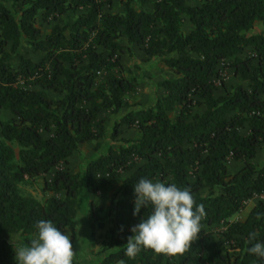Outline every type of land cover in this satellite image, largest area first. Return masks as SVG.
<instances>
[{
  "label": "trees",
  "instance_id": "trees-1",
  "mask_svg": "<svg viewBox=\"0 0 264 264\" xmlns=\"http://www.w3.org/2000/svg\"><path fill=\"white\" fill-rule=\"evenodd\" d=\"M185 1L124 0L123 12L110 14L102 7L109 8L111 0H0V110L11 115L0 122V264H16L15 251L2 236L16 235L30 246L40 220L75 236L79 177L62 166L82 144L100 137L97 114L117 113L123 93L132 89L110 72L119 67L122 47L116 40L121 37L147 58L158 57L175 78L157 84L165 95L153 106L120 119L119 125L138 130L139 139L121 140L124 147L107 149L84 167V192L95 194L119 182L104 210L92 202L87 206L90 230L108 225L101 250L106 253L96 264H264L247 251L255 242L264 243V204L256 201L242 221L229 222L245 201L264 193V163H252L264 146V33H249L256 24L264 27V0H193L198 6ZM145 5L150 12L142 9ZM75 11L82 13L71 24H60L61 15ZM37 16L55 22L43 37ZM183 17L191 26L186 34L180 30ZM21 39L32 53L42 54L40 62L18 54ZM13 57L16 70L10 67ZM225 60L243 85L214 98L210 78ZM44 90L59 98H48ZM174 104L179 110L169 119ZM200 105L203 112L191 114ZM244 124L247 132L241 135ZM230 161L243 166L228 174ZM51 170L41 192L55 197L39 202L21 195L19 184ZM124 172L130 173L120 180ZM140 178L190 188L196 204L203 205L201 224H222L224 232L216 238L201 229L183 254L142 248L129 258L123 245L130 229L151 212L142 208L133 216L134 184ZM204 188L206 196L199 193ZM251 233L257 235L250 242Z\"/></svg>",
  "mask_w": 264,
  "mask_h": 264
},
{
  "label": "crops",
  "instance_id": "crops-1",
  "mask_svg": "<svg viewBox=\"0 0 264 264\" xmlns=\"http://www.w3.org/2000/svg\"><path fill=\"white\" fill-rule=\"evenodd\" d=\"M120 1H124V0H111L109 8L103 6L102 11L110 13V14H121L123 12V7L121 6V4H119ZM185 4L188 6H198L199 5L197 1H193V0H186ZM132 7L135 10L138 9V5L136 3H133ZM142 9L147 12H150L151 6L145 5L142 7ZM81 13L82 11L66 12L63 15H61L59 18L62 19L65 17H69V21L65 19V23L71 24L76 19V17L80 15ZM52 22L53 24L55 23L54 21ZM38 23L44 24L40 16H37L36 18V27L40 30V28L38 27ZM180 30L182 34H186L191 30V26L188 24L186 17H183V22L180 25ZM48 33L49 31L43 35L41 34V36L43 37L44 35H47ZM262 33H264V31ZM116 43L122 47L121 52L117 54L119 67L111 69L110 72L116 77H122L128 80L132 84V89L130 91L123 93L122 95L123 105L118 110L117 113H111L110 111H107V110H101L97 114L94 123L95 124L99 123L100 126L102 127L100 137H98L95 140L85 142L84 144H82L79 147L78 154L70 158L67 161L66 165L62 166L69 173L78 174L79 190H80L78 204H80V202L83 201V208H84L85 201H86L87 206L89 202H92L94 205L98 207L107 206L109 202L110 194L116 189V187L119 184L118 181H113L107 187L97 191L95 194L84 192V194L82 195L81 189L84 191V167L85 165L89 161L99 157L100 155L105 154L107 149L116 150L119 147H124V145L121 144V140L135 141L139 139L140 134L138 130L135 127H125L124 125H119L120 119L129 111L144 110L146 108L153 106L157 98H160L165 95V91L161 87L157 86V84L164 80L175 78V75L161 63L158 57L154 56V57L147 58L139 46H136L134 44H128L125 38L123 37L116 40ZM96 50L98 52H102V49L99 47H97ZM29 53H30L29 55H25L22 57L29 59L33 63H38L41 61L42 59L41 53L39 52L32 53L30 50H29ZM248 55H249V52L247 50L243 54V56H248ZM170 56L175 57V55H170ZM239 57H242V55ZM226 65H227L226 60L223 62L222 61L218 62L216 66V71H215L216 73L210 78L212 85H213L212 95L214 98L223 96L225 94V91L222 88V85L223 84L226 85V84L223 82L215 86V83H214V80H215V77L218 71H221L223 74L230 73L235 79L240 81L237 76L233 75L232 69L226 67ZM10 67L12 70H16V67H17L16 57H13V59H11ZM32 89L40 90L39 87H33ZM44 93L50 99L59 98L57 94H54L49 90H44ZM178 110H179V105L174 104L173 109L167 114L169 119H173V117L177 114ZM203 110H204V106L200 105L199 107L192 108L191 114L199 115L203 112ZM0 117H6L7 119H9L11 115L6 110H0ZM115 125H116V129H115V132L113 133V129ZM242 130L244 131L243 134L240 133V131ZM238 132L241 135H245L247 132V125L244 124L243 127L240 130H238ZM259 147H261V149L262 148L264 149L263 145H260ZM259 147L257 148V150L259 149ZM138 163L141 164L142 162L138 161ZM242 166L243 164L241 162L230 161L226 163V171L228 174H234ZM53 172L54 170H51L50 172L46 174L39 175V177H43L44 180L49 181L52 177ZM129 173L130 172L121 173L119 179L120 180L124 179L125 177L129 175ZM152 181L160 182L157 178L153 179ZM199 193L201 194V192ZM104 195L106 196L105 199H104ZM49 196L55 197V195L51 193H49ZM256 201H257V198L255 197L245 201L244 203L245 208H243V211H245V213L247 214L248 210L255 204ZM77 215H78V210H77ZM88 218H89L88 212L84 213L83 219H88ZM230 221L231 219L229 220V222ZM238 221H241V220H238ZM75 225H76V222H75ZM82 227H83L82 229L85 230L86 228L89 227V224L86 223ZM206 228L207 226L205 225L202 226L203 230H205ZM75 235H76V231H75ZM2 237L12 246L15 252H16V249L18 248L26 247L25 245H23L22 239L20 237H17L16 235H4ZM35 237L36 235H32L31 239ZM11 239L12 240L15 239L13 240L15 241L14 245L10 243Z\"/></svg>",
  "mask_w": 264,
  "mask_h": 264
},
{
  "label": "clouds",
  "instance_id": "clouds-1",
  "mask_svg": "<svg viewBox=\"0 0 264 264\" xmlns=\"http://www.w3.org/2000/svg\"><path fill=\"white\" fill-rule=\"evenodd\" d=\"M134 195L133 216L142 208L150 207L151 212L130 229L132 235L123 245L129 258L142 248L172 256L183 254L199 238L205 212L203 205L196 204L190 188L140 178L134 184ZM36 228L30 246L16 249V264H73L74 249L68 235L50 220H40ZM256 235L251 233L249 241ZM247 251L264 259V243L255 242Z\"/></svg>",
  "mask_w": 264,
  "mask_h": 264
},
{
  "label": "rangeland",
  "instance_id": "rangeland-1",
  "mask_svg": "<svg viewBox=\"0 0 264 264\" xmlns=\"http://www.w3.org/2000/svg\"><path fill=\"white\" fill-rule=\"evenodd\" d=\"M121 2V1H120ZM119 2V4H120ZM65 19L69 21V17L65 18H59L60 24L65 23ZM44 24L38 23V27L40 28L41 34H45L48 31H50L53 22L51 20L43 21ZM67 24V23H66ZM264 31V27L260 24L256 25L252 30H250L249 33L255 34V33H262ZM5 50H8V45L5 46ZM30 47L28 46L25 39H21L18 43V54L21 56L29 55ZM219 73L221 71H218L214 80L215 86L219 83H225L226 85H222V88L226 93L231 92L236 86L243 85L240 81L235 79L230 73L224 74V77L222 80L219 79ZM18 86H22L21 82H18ZM8 119L6 117H0V122L7 121ZM241 134L244 133V131H240ZM41 136H46L45 133H41ZM16 150V149H14ZM87 159V158H85ZM84 159V160H85ZM253 165L255 167H259L264 163V149L259 147V149L256 152V156L254 160L252 161ZM44 178L43 177H36L35 179L31 181H24L23 183L18 185L19 191L21 195L23 196H30L33 199L42 202L43 199L49 196V193H42L41 187L42 182ZM156 182V181H154ZM201 194L203 196H206L209 191L206 189H202ZM81 194H84V191L81 192ZM104 195V199H105ZM97 199V197H96ZM99 199V198H98ZM101 211L104 210L105 207H100ZM245 208V207H244ZM87 212V205L86 201L83 208V201L78 204V215L76 214L75 222H76V235L74 237H71L69 233H66L71 239V243L73 245L74 249V256H73V264H96L100 257H102L106 252H102L101 250L104 248V238H105V231L108 225H106L102 230L93 228L92 230L86 228L85 230L82 229L84 224H89V218L83 219L84 213ZM246 216L245 211L240 210L236 213H234L229 220L236 221V220H243V218ZM203 226V225H202ZM205 230L210 231L216 238L225 230V226L222 224H215L211 227L206 228ZM15 240V239H13ZM11 239L10 243L14 245V242Z\"/></svg>",
  "mask_w": 264,
  "mask_h": 264
},
{
  "label": "built area",
  "instance_id": "built-area-1",
  "mask_svg": "<svg viewBox=\"0 0 264 264\" xmlns=\"http://www.w3.org/2000/svg\"><path fill=\"white\" fill-rule=\"evenodd\" d=\"M96 75L100 76L101 73H96ZM218 76H219V79L222 80V78L224 77V74L221 72V73H219ZM255 198H257V201H260L262 204H264V193L255 197Z\"/></svg>",
  "mask_w": 264,
  "mask_h": 264
}]
</instances>
